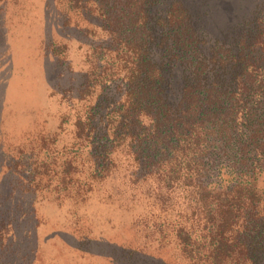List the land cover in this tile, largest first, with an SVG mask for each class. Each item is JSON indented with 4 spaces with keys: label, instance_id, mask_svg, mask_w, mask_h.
Wrapping results in <instances>:
<instances>
[{
    "label": "trees",
    "instance_id": "obj_1",
    "mask_svg": "<svg viewBox=\"0 0 264 264\" xmlns=\"http://www.w3.org/2000/svg\"><path fill=\"white\" fill-rule=\"evenodd\" d=\"M170 2L163 14L157 0H56L61 26L85 23L94 39L81 76L56 92L76 111L92 177L120 170L190 264H264V28L208 44ZM68 47H45L65 72Z\"/></svg>",
    "mask_w": 264,
    "mask_h": 264
},
{
    "label": "rangeland",
    "instance_id": "obj_2",
    "mask_svg": "<svg viewBox=\"0 0 264 264\" xmlns=\"http://www.w3.org/2000/svg\"><path fill=\"white\" fill-rule=\"evenodd\" d=\"M170 1L157 0L152 9L164 14ZM175 1L208 44L231 43L256 22L264 28V0ZM55 7L56 0H0V258L10 264H25L23 254L32 264H190L161 234L169 231L163 215L129 188L120 170L92 177L76 111L56 91L71 89L69 77L81 76L85 43L94 39L85 23L65 30ZM49 38L68 42L67 72L47 54ZM174 74L178 80L179 70ZM113 156L123 164L124 152ZM259 182L264 189V175Z\"/></svg>",
    "mask_w": 264,
    "mask_h": 264
}]
</instances>
